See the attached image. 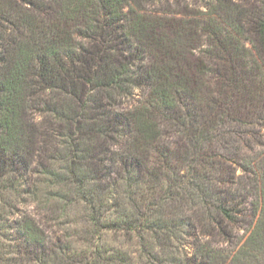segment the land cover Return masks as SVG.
<instances>
[{
	"label": "trees",
	"instance_id": "16d2710c",
	"mask_svg": "<svg viewBox=\"0 0 264 264\" xmlns=\"http://www.w3.org/2000/svg\"><path fill=\"white\" fill-rule=\"evenodd\" d=\"M186 1L0 0V192L36 195V159L40 203L85 210L78 249L24 216L1 226L10 264H128L104 231L135 238L141 264L264 252V76L247 60L264 59V0H207L194 19ZM230 227L247 236L224 255Z\"/></svg>",
	"mask_w": 264,
	"mask_h": 264
},
{
	"label": "rangeland",
	"instance_id": "374dc122",
	"mask_svg": "<svg viewBox=\"0 0 264 264\" xmlns=\"http://www.w3.org/2000/svg\"><path fill=\"white\" fill-rule=\"evenodd\" d=\"M206 2L207 0H198V3H195L194 5L193 0L186 1L188 8L184 9L185 14L183 10L182 16L185 15L187 16V19H194V9L206 11ZM247 46L249 47V45ZM247 60L249 61L252 72L257 74L258 79L262 78V75L264 76V59H262L256 52H252L249 59ZM140 95L141 92L134 90L131 98L127 101L128 104L125 105L128 108L130 106L136 105L137 100L140 99ZM261 132L264 134V128ZM38 163L39 162L34 159V162H32L30 168L24 173V177L27 179L28 184L23 186L25 190H32L36 187L38 189L36 195H29L25 193V195L21 194L20 196L18 195L15 197L12 193L0 192V195L2 194L1 196L4 198V202L6 204L9 202V204L15 206V208L11 210L3 206L2 200L0 199V264H10L9 259L12 258L11 253L13 250L11 247L17 240L16 235L10 229H5L3 227L11 226L14 221L23 216L33 220L38 226L42 227L46 232H48L52 241H55V238H62L66 236L72 242H74L76 249L82 248L81 244L77 241V239H75L76 237L74 236V234L77 232L85 229V225H83V215L85 210L83 209L82 204L72 207L70 210L63 211L61 210L59 201L55 200L53 203L51 202L48 205H43L40 203L43 198L45 199L46 197L45 193L48 191V186L43 183L46 178L36 173L37 169H35V167L38 166ZM52 189H54L53 192L57 191L56 188ZM253 201L254 199L249 197L247 202L244 204L247 214L250 212ZM229 231L231 232L234 240L232 243L226 241L213 244L214 248H216V250L222 251V254L224 255H228L229 251L236 250L245 241L247 236L244 227H230ZM98 236L99 242H101V245L104 246L105 249L117 248L124 254H127L130 257L128 264H141L139 260L136 259L137 256L134 254L136 250L134 247V243L136 241L135 238L129 240L120 234L118 235L114 234L113 232L106 231L101 234L99 233ZM192 239V237L184 235L183 241L179 245L180 248L177 253L180 260H184L186 257L189 258L193 256V249L191 247V243L193 241ZM254 264H264V252L257 254Z\"/></svg>",
	"mask_w": 264,
	"mask_h": 264
}]
</instances>
